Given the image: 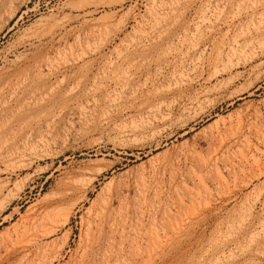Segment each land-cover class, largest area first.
I'll use <instances>...</instances> for the list:
<instances>
[{
	"label": "rangeland",
	"instance_id": "rangeland-1",
	"mask_svg": "<svg viewBox=\"0 0 264 264\" xmlns=\"http://www.w3.org/2000/svg\"><path fill=\"white\" fill-rule=\"evenodd\" d=\"M0 264H264V0H0Z\"/></svg>",
	"mask_w": 264,
	"mask_h": 264
}]
</instances>
